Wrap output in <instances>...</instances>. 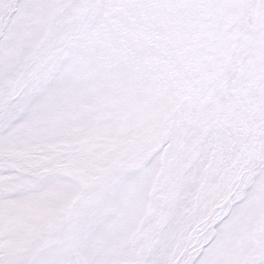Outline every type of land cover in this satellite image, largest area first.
Instances as JSON below:
<instances>
[{"label":"snow or ice","instance_id":"6c2138e0","mask_svg":"<svg viewBox=\"0 0 264 264\" xmlns=\"http://www.w3.org/2000/svg\"><path fill=\"white\" fill-rule=\"evenodd\" d=\"M0 264H264V0H0Z\"/></svg>","mask_w":264,"mask_h":264}]
</instances>
